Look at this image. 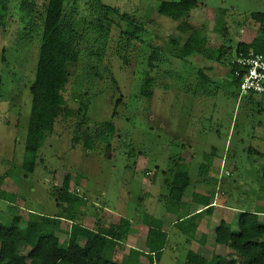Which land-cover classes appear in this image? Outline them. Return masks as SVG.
<instances>
[{"label": "rangeland", "instance_id": "1", "mask_svg": "<svg viewBox=\"0 0 264 264\" xmlns=\"http://www.w3.org/2000/svg\"><path fill=\"white\" fill-rule=\"evenodd\" d=\"M34 1L37 17L44 0ZM101 1L144 30L127 40L126 22L110 13V22L104 21L105 40L94 26L95 9L87 0L66 5L74 27L84 34L79 58L61 91L72 114L66 116L61 109L54 125L44 128L33 172L24 171L21 162L41 22L37 19L29 32L20 0L9 2L0 27V171L5 169L9 178L6 199H0V224H9L15 214L24 220L30 212L60 215L69 220L61 226L67 229L60 232L64 245L68 230H77L78 224L106 225L109 210L110 222L117 215L129 220L119 243L114 242V259H123L128 251L124 245L145 249V242L156 234L147 229H157L156 223L166 232V242L153 264H184L189 249L199 250L197 232L208 234L209 244L201 252L209 258L219 219L236 230L240 211L264 209V156L258 153L264 152V95L238 98L228 76L213 78L188 53L177 58L167 52L151 72L152 94L144 96L147 54L152 45L162 46L171 37L183 40L185 28L194 27L207 38L201 52L226 64L240 41L264 42V19L251 15L264 13V0H198L179 23L157 13L163 0ZM189 86L195 94L187 92ZM54 97L52 92L50 111ZM105 120L115 125L109 147L96 140ZM85 136L93 140V149L84 146ZM177 168L186 169L190 178L180 202L169 197L168 183ZM62 189L68 190L67 202L60 198ZM204 197L222 208L205 209L193 219L183 217L172 224L201 205ZM199 219L200 228L192 235V224ZM205 221L212 225L205 226ZM138 232L137 241L133 237ZM148 258L139 257V264H150Z\"/></svg>", "mask_w": 264, "mask_h": 264}, {"label": "trees", "instance_id": "2", "mask_svg": "<svg viewBox=\"0 0 264 264\" xmlns=\"http://www.w3.org/2000/svg\"><path fill=\"white\" fill-rule=\"evenodd\" d=\"M71 1L73 0H44L43 11L37 17L35 15L37 4L34 0H20L19 3L20 12L28 22L29 32L37 19L41 22L35 73L30 83V110L21 162V168L26 172H33L35 169L36 155L44 128L54 125L59 110L62 109L66 116L72 114L61 91L69 79L70 67L79 58L84 34L76 30L72 14L66 11V5ZM9 2L10 0H0V27L4 25L7 17ZM87 2L95 9L94 20L98 24L94 26L99 28L102 39L107 40L108 28L104 25V21L110 22L108 19L110 13H116L126 22L127 27L124 34L127 40L136 38L137 33L144 30L137 21L126 17L124 13L120 14L115 7L104 4L101 0H87ZM197 2L198 0H163L158 5L157 13L179 23L188 16L190 9ZM251 15L254 18L264 19V13H252ZM184 33L186 36L183 41L178 36H170L171 38L168 36V41L162 46L152 45L147 54L142 95L152 94L150 87L155 81L151 72L155 71L158 64L166 59L167 52L179 58L184 54V49H206L207 38L200 29L186 27ZM137 40L141 41L139 36ZM240 49H252L264 55V42L252 41L248 45L238 43L237 50ZM230 81L236 89L237 82L231 72ZM186 90L188 93L195 94L193 87L189 86ZM52 92H55L52 101L54 108L50 111L47 109V103ZM252 95H247V98H251ZM114 131L113 122L105 120L99 125L96 140L105 142L109 147L108 144ZM84 146L93 149V140L85 136ZM262 179H264V171ZM189 182L187 170L177 168L172 180L168 183L171 201H181ZM61 191V200L66 199L67 202L68 190L62 189ZM76 199H78L77 196L71 201ZM204 200L203 209L176 217L174 224L181 223L183 217L193 219L197 213L213 207L208 197H204ZM12 202L11 206L14 204V201ZM29 214L26 220L15 214L12 215L9 224H0V264H139V257L143 255L148 256L149 263L153 264L154 259L159 260L166 242V232L157 230L152 242L145 243V249L138 250L130 247L123 259L117 260L112 256L114 242L121 240L123 235L120 225L110 224L106 229H93L78 224L77 230H68L66 242L61 245L60 232L67 233V229L61 228L64 226L62 222L65 221L68 224V219L64 220L60 215L49 216L33 212ZM198 223L199 221L196 220L192 224V235L195 234ZM236 224L237 229L232 230L225 220H221L214 228L213 243L229 249L230 252L222 254L213 251L212 255L206 258L193 250H188L184 264H264V216L258 217L255 211H240ZM22 247L25 251H22Z\"/></svg>", "mask_w": 264, "mask_h": 264}, {"label": "crops", "instance_id": "3", "mask_svg": "<svg viewBox=\"0 0 264 264\" xmlns=\"http://www.w3.org/2000/svg\"><path fill=\"white\" fill-rule=\"evenodd\" d=\"M183 41V40H182ZM239 43H245L244 41H240ZM246 44V43H245ZM236 50H237V47H236ZM189 51H193V53H191L190 54V52ZM201 51H204V50H183V52L184 53H188V55H190V57H192V62H194V63H197V64H201V68H203V70H204V72H206L209 76H211V77H213L214 78V76L215 77H225V76H228L229 78H230V68H229V61L226 63V64H222L221 63V60H216V59H214V57L212 58L211 56H210V54H205L204 52H201ZM260 152V151H259ZM261 154H262V156H264V152H260ZM220 173V172H219ZM218 175V174H217ZM8 173L5 171V169H4V171L3 172H1L0 171V199H6V197L3 195V191H6V189H7V187L9 186V181H8ZM218 178V177H217ZM217 181H218V179H217ZM217 181H216V184H218L217 183ZM262 184H263V186H264V179H262L261 181H260ZM263 190V193L262 194H260V196L262 197H264V187H260V191H262ZM261 197H259V198H261ZM258 198V199H259ZM261 200V199H260ZM6 202V201H5ZM209 202H210V205H212L213 207H220V208H222V206H218L217 205V203H215L214 202V200L212 199V200H210L209 199ZM204 204H205V200L203 199L202 200V203H201V205H198V207H196L193 211H191V212H189V213H193V212H198L199 210H201L203 207H204ZM212 207V208H213ZM105 221H106V225H103V226H101L100 228L101 229H106L110 224H115V225H120V228L123 230V227H124V225L127 223V221H129L128 220V218H125V217H120V216H116L115 218H117V219H114L115 221H113V220H111V222L109 221L110 219H109V214H107V213H110L109 212V210H105ZM257 214H258V217H260V218H262L263 216H264V209H260V211H255ZM200 213V212H199ZM198 214V213H197ZM107 217H108V219H107ZM221 220H223V219H219L217 222H216V225L221 221ZM118 221V222H117ZM174 221L175 220H172V224H174ZM97 222V221H96ZM199 222H201L200 221V219H199ZM205 226H208V224L209 223H207L206 221H205ZM200 223H198V226H197V229H196V232H197V230H198V228H200ZM210 226L212 225L211 223L209 224ZM215 225V226H216ZM155 226H157V229L156 228H152V227H148V229H147V231H150V232H152L153 230H163L160 226H159V223H156V225ZM209 226V227H210ZM88 227H90V228H93V229H97L96 227H92V226H88ZM126 228V227H125ZM164 231V230H163ZM147 233V232H146ZM139 232L137 233V235L136 236H134L133 238H134V240H139ZM197 234H199L198 236L199 237H197ZM213 235H214V231H213V234L211 235V239H212V242H211V247H212V249L215 251V252H217V253H222V254H225V253H227V252H230V250L229 249H227V248H224V247H222V246H220V245H217V244H214L213 243ZM196 237H197V243H198V246H199V250L197 251L196 249H189V250H193V251H195L196 253H198V254H203V252H201V250H205V248H206V246L209 244V242H208V234L206 233V232H197L196 233ZM137 240V241H138ZM151 242H152V240H151ZM115 243H119L118 241H116ZM146 243V242H145ZM115 245V244H114ZM115 247L116 246H114V249H115ZM124 247V249H125V247H127V249L129 250V248H130V246H128V245H124L123 246ZM134 248H136V249H138V250H143L144 248H140L139 246H137V245H134L133 246ZM222 249H223V251H224V253H223V251H222ZM218 250H220V251H218ZM222 251V252H221ZM115 252V251H114ZM203 256V255H202Z\"/></svg>", "mask_w": 264, "mask_h": 264}, {"label": "built area", "instance_id": "4", "mask_svg": "<svg viewBox=\"0 0 264 264\" xmlns=\"http://www.w3.org/2000/svg\"><path fill=\"white\" fill-rule=\"evenodd\" d=\"M231 75L236 80L237 97L264 95V55L258 51L236 50L229 60Z\"/></svg>", "mask_w": 264, "mask_h": 264}]
</instances>
